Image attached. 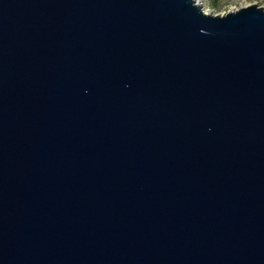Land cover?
<instances>
[{"label": "water", "instance_id": "95a60500", "mask_svg": "<svg viewBox=\"0 0 264 264\" xmlns=\"http://www.w3.org/2000/svg\"><path fill=\"white\" fill-rule=\"evenodd\" d=\"M0 264H264V7L0 0Z\"/></svg>", "mask_w": 264, "mask_h": 264}, {"label": "rangeland", "instance_id": "374dc122", "mask_svg": "<svg viewBox=\"0 0 264 264\" xmlns=\"http://www.w3.org/2000/svg\"><path fill=\"white\" fill-rule=\"evenodd\" d=\"M204 11L212 14H223L240 7L256 4L264 7V0H198Z\"/></svg>", "mask_w": 264, "mask_h": 264}]
</instances>
